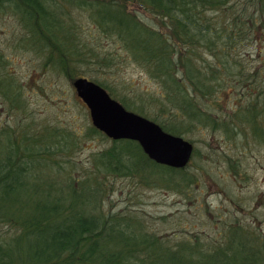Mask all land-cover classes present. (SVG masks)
I'll return each instance as SVG.
<instances>
[{"label": "trees", "instance_id": "trees-1", "mask_svg": "<svg viewBox=\"0 0 264 264\" xmlns=\"http://www.w3.org/2000/svg\"><path fill=\"white\" fill-rule=\"evenodd\" d=\"M228 2L0 0V14L12 10L10 47L41 62L35 74L52 73L72 86L88 77L176 135L206 128L263 144L264 85L238 47L256 41L260 29L264 34V0H247L236 12ZM131 64L155 82L154 90L115 81L114 73ZM249 83L256 84L251 92ZM229 87L240 88L245 104L222 117V108L204 99L220 101ZM27 95L0 50V107L8 117L0 120V264H264L263 227L242 204L224 211L205 200L202 216L211 218V231H191L181 215L134 206L140 194L124 207L114 204L116 181L123 178L187 200L201 173L219 181L214 167L197 161V146L186 166L162 164L139 141L107 136L88 118L85 103L86 123L77 130L55 119L39 121ZM94 136L109 144L83 159L82 141ZM224 160L223 174L249 177L241 155L225 152Z\"/></svg>", "mask_w": 264, "mask_h": 264}, {"label": "rangeland", "instance_id": "rangeland-1", "mask_svg": "<svg viewBox=\"0 0 264 264\" xmlns=\"http://www.w3.org/2000/svg\"><path fill=\"white\" fill-rule=\"evenodd\" d=\"M245 1L247 0H229L227 6L231 12H236ZM217 14L221 16L220 13ZM222 16L225 15L222 14ZM13 24L12 10L0 14V50H4L9 58V67L14 69L24 83V89L28 92L27 96L30 99L29 110L33 111L34 116L39 121L50 118L66 125L73 124L77 130L83 129L86 123L85 112H87V108L80 98L74 97L75 88L71 82L67 79H58L52 73L48 76H43L42 73L40 75L35 74V71L40 72L41 62L34 59L33 55L27 51L15 50L10 47V44L13 43ZM260 32L257 34L256 41L246 42L244 45L239 46L238 50L241 49L244 56L242 58H244L248 68L258 69L259 81L257 80V82L262 86L264 85V34L261 29ZM30 76L33 78L30 79ZM114 76L116 77L115 81L120 82L121 80L131 83L136 90L146 88L154 90L156 87L155 82L143 70L133 64L114 73ZM110 78L112 77L110 76ZM35 81H38V83ZM256 84L249 83L245 88L246 91L251 92ZM260 86L259 90L261 89ZM227 90L220 93L222 96L220 101L216 97L212 99L213 95L204 99L206 103L222 108L219 111L222 117L231 112V109L239 108L245 104V97H240V88L229 87ZM3 109L0 107V120L8 118L2 112ZM88 115V118H90L89 110ZM185 138L201 150V159L197 161L203 165L210 164L220 173L221 178L219 181L216 182L205 173H201L200 185L193 187L196 189L193 192V198L187 200L178 192L156 186H139L123 178L116 181V191L112 193L114 204L124 207V205L134 202L133 200L130 201L129 198H133L132 196L135 194L138 199L140 194V199L133 204L134 206L140 205L145 208V211L153 215H181L183 224L187 225V229L191 231L198 229L211 231L209 226L211 218L204 216L206 215L203 210L205 200L209 203L210 208L216 209L219 205L224 211L233 209L235 204L236 207L240 208V204H242L247 207V211L250 210L252 214L258 217L259 224L262 225L264 230V143L255 144L250 137L243 142L239 140L242 139L239 136L235 141L224 137L220 130L213 133L206 128L192 131ZM191 139H194V141ZM108 144L109 140L94 136L82 141V148L78 152L83 159H87L93 151L99 150ZM225 152L242 156L244 166L249 173L248 178H235L229 174H223L227 170V164L224 160ZM239 213H242V210L237 211V214ZM202 214L204 215L202 216ZM239 215L243 216L245 214Z\"/></svg>", "mask_w": 264, "mask_h": 264}, {"label": "water", "instance_id": "water-1", "mask_svg": "<svg viewBox=\"0 0 264 264\" xmlns=\"http://www.w3.org/2000/svg\"><path fill=\"white\" fill-rule=\"evenodd\" d=\"M73 85L88 106L92 123L107 136L139 141L149 157L162 164L184 167L189 163L194 151L193 142L127 109L105 87L88 77L76 78Z\"/></svg>", "mask_w": 264, "mask_h": 264}]
</instances>
